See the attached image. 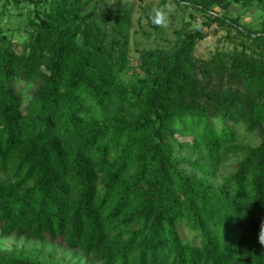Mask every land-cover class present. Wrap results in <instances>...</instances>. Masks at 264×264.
I'll list each match as a JSON object with an SVG mask.
<instances>
[{
  "label": "trees",
  "instance_id": "obj_1",
  "mask_svg": "<svg viewBox=\"0 0 264 264\" xmlns=\"http://www.w3.org/2000/svg\"><path fill=\"white\" fill-rule=\"evenodd\" d=\"M106 1L56 0L23 55L0 45V239L60 243L98 264H264V23L253 34L213 12L244 1L264 13V0H174L250 47L201 62L204 36L181 31L129 83V22L115 9L121 43L104 44ZM0 264L50 263L0 252Z\"/></svg>",
  "mask_w": 264,
  "mask_h": 264
},
{
  "label": "rangeland",
  "instance_id": "obj_2",
  "mask_svg": "<svg viewBox=\"0 0 264 264\" xmlns=\"http://www.w3.org/2000/svg\"><path fill=\"white\" fill-rule=\"evenodd\" d=\"M54 1L56 0H0V45H4L7 41L16 55H23L25 47L30 44L40 27V21L50 19ZM93 6L94 4L88 7L79 6L78 11L82 16L87 15ZM165 6L169 13L168 24L155 25L152 28L153 10ZM100 9L98 19L104 44L108 41L121 43L112 36V15L115 9L123 13L129 22L126 31L129 40L126 46L129 67L121 75L124 83L143 79L145 77L143 58L154 52H172L177 41L176 33L181 31L189 30L204 36V40L198 43L195 50V59L201 62L211 60L215 54L232 50L239 45L245 44L250 47L234 29L217 25L208 27L206 25L208 19L203 14L193 10L183 11L174 0H108ZM213 12L219 16L225 15L232 20L239 18L241 27L251 30L253 34L261 31L260 26L264 23V13L256 2L245 4L242 1L240 4H233L227 8L214 7ZM57 25V23L53 24L54 27ZM239 144L257 147L260 144V137L241 134ZM236 161H239L238 157L223 163L216 169L217 177L210 180L215 188H221L223 180L233 173ZM0 177L3 178V175L0 174ZM181 233L185 242L194 241L195 235L187 229L182 228ZM0 252L32 255L50 264H98L91 259H86L78 251L68 250L63 244L52 245L46 240L30 238L0 239Z\"/></svg>",
  "mask_w": 264,
  "mask_h": 264
},
{
  "label": "clouds",
  "instance_id": "obj_3",
  "mask_svg": "<svg viewBox=\"0 0 264 264\" xmlns=\"http://www.w3.org/2000/svg\"><path fill=\"white\" fill-rule=\"evenodd\" d=\"M169 22V13L167 6L154 9L151 15V23L156 26L167 25ZM260 242L264 244V230H262L260 235Z\"/></svg>",
  "mask_w": 264,
  "mask_h": 264
}]
</instances>
